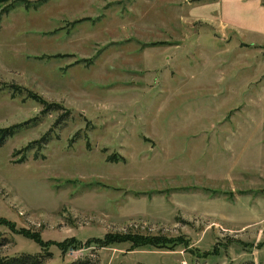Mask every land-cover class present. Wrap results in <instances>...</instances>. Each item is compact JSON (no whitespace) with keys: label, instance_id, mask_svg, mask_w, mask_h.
I'll return each instance as SVG.
<instances>
[{"label":"rangeland","instance_id":"rangeland-1","mask_svg":"<svg viewBox=\"0 0 264 264\" xmlns=\"http://www.w3.org/2000/svg\"><path fill=\"white\" fill-rule=\"evenodd\" d=\"M252 9L0 0V130L62 108L0 147V258L264 264V37L244 28Z\"/></svg>","mask_w":264,"mask_h":264},{"label":"trees","instance_id":"trees-1","mask_svg":"<svg viewBox=\"0 0 264 264\" xmlns=\"http://www.w3.org/2000/svg\"><path fill=\"white\" fill-rule=\"evenodd\" d=\"M44 0H42L43 2ZM62 108L59 104H45L43 106V109L39 116H36L32 118L31 120H28L26 122H23L21 124H17L13 127L5 128L0 130V147L4 144L5 141H7L10 138H13L16 134H18L23 129H29L37 127L40 122L42 121V117L46 116L47 114L61 111ZM69 116L68 111H64V113L60 114L59 118L57 119V122L54 126L59 125L60 123H65ZM51 132H47L44 136L41 137V139L38 141V145L40 148L46 146L50 140ZM33 238V237H31ZM52 257V254L50 251H41L37 254H28V253H22L17 256L12 257H6V258H0V264H44L45 260L50 259ZM73 264H88L87 261H76Z\"/></svg>","mask_w":264,"mask_h":264},{"label":"crops","instance_id":"crops-1","mask_svg":"<svg viewBox=\"0 0 264 264\" xmlns=\"http://www.w3.org/2000/svg\"><path fill=\"white\" fill-rule=\"evenodd\" d=\"M241 2L246 4V6L249 5L257 12L256 18L254 20L245 22L246 25L244 24V28L264 37V4H262L260 0H241ZM245 8L249 10L248 7Z\"/></svg>","mask_w":264,"mask_h":264}]
</instances>
